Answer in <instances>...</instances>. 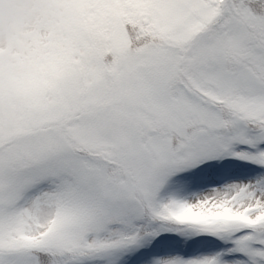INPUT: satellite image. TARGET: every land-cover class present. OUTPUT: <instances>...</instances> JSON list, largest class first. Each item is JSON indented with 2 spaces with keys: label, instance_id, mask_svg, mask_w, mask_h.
I'll return each mask as SVG.
<instances>
[{
  "label": "snow or ice",
  "instance_id": "1",
  "mask_svg": "<svg viewBox=\"0 0 264 264\" xmlns=\"http://www.w3.org/2000/svg\"><path fill=\"white\" fill-rule=\"evenodd\" d=\"M24 3L0 264H264V0Z\"/></svg>",
  "mask_w": 264,
  "mask_h": 264
},
{
  "label": "clouds",
  "instance_id": "2",
  "mask_svg": "<svg viewBox=\"0 0 264 264\" xmlns=\"http://www.w3.org/2000/svg\"><path fill=\"white\" fill-rule=\"evenodd\" d=\"M25 7L24 0H0V43L5 49L12 30L22 21Z\"/></svg>",
  "mask_w": 264,
  "mask_h": 264
},
{
  "label": "rangeland",
  "instance_id": "3",
  "mask_svg": "<svg viewBox=\"0 0 264 264\" xmlns=\"http://www.w3.org/2000/svg\"><path fill=\"white\" fill-rule=\"evenodd\" d=\"M4 51H6V49L4 48L3 44L0 43V53H2V52H4Z\"/></svg>",
  "mask_w": 264,
  "mask_h": 264
}]
</instances>
